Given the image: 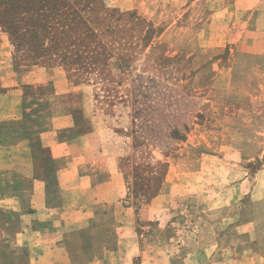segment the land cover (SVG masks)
Returning a JSON list of instances; mask_svg holds the SVG:
<instances>
[{
    "label": "rangeland",
    "instance_id": "374dc122",
    "mask_svg": "<svg viewBox=\"0 0 264 264\" xmlns=\"http://www.w3.org/2000/svg\"><path fill=\"white\" fill-rule=\"evenodd\" d=\"M97 3L124 14L114 47L133 43L130 65L102 49L50 58L56 32ZM53 121L73 126L61 138L97 131L124 180L123 247L103 235L108 248L84 256L264 264V0H0V264L28 256L20 213Z\"/></svg>",
    "mask_w": 264,
    "mask_h": 264
},
{
    "label": "crops",
    "instance_id": "0c3cea01",
    "mask_svg": "<svg viewBox=\"0 0 264 264\" xmlns=\"http://www.w3.org/2000/svg\"><path fill=\"white\" fill-rule=\"evenodd\" d=\"M54 122L42 133L45 143L38 161L41 176L34 179L36 188L31 198L34 209L20 213V244L28 255L21 264H104L100 254L88 258L82 251H97L95 247L105 251L108 247L101 240L103 235L115 237V248L123 247L129 227L124 225L125 189L117 157L101 148L97 131L61 138V129L73 126L70 122ZM56 190L60 195L54 201L51 191ZM111 206L116 207L114 213ZM131 213L128 208V223ZM108 218L113 223L110 231L102 225ZM1 260L9 262L7 257Z\"/></svg>",
    "mask_w": 264,
    "mask_h": 264
},
{
    "label": "trees",
    "instance_id": "16d2710c",
    "mask_svg": "<svg viewBox=\"0 0 264 264\" xmlns=\"http://www.w3.org/2000/svg\"><path fill=\"white\" fill-rule=\"evenodd\" d=\"M81 10L83 11L81 15L84 22L75 29L60 28L50 45L45 47L46 54L50 58L56 56L55 61L66 64L80 60L92 51L102 49L109 57L115 56L121 62V68L129 66L127 59L133 57V53H131L133 43L131 42L132 45L124 49L125 51H117L116 46L114 47L115 43H119V39L122 38V33L125 30V24L122 23L124 14L115 9L109 11L108 8L98 3L89 7H82ZM130 17L133 18L134 13H131ZM131 25L133 26V24ZM147 35L145 36L146 40L149 39V31H147ZM107 37H110V43L106 41ZM117 48L120 49L121 47Z\"/></svg>",
    "mask_w": 264,
    "mask_h": 264
}]
</instances>
